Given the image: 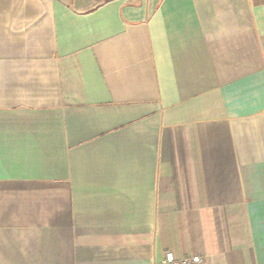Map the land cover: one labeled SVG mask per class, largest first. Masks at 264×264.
Segmentation results:
<instances>
[{
	"label": "crops",
	"instance_id": "crops-1",
	"mask_svg": "<svg viewBox=\"0 0 264 264\" xmlns=\"http://www.w3.org/2000/svg\"><path fill=\"white\" fill-rule=\"evenodd\" d=\"M264 264V0H0V264Z\"/></svg>",
	"mask_w": 264,
	"mask_h": 264
},
{
	"label": "built area",
	"instance_id": "built-area-1",
	"mask_svg": "<svg viewBox=\"0 0 264 264\" xmlns=\"http://www.w3.org/2000/svg\"><path fill=\"white\" fill-rule=\"evenodd\" d=\"M165 262L167 264H217V263H209L199 255L177 258L172 252L166 253Z\"/></svg>",
	"mask_w": 264,
	"mask_h": 264
},
{
	"label": "trees",
	"instance_id": "trees-1",
	"mask_svg": "<svg viewBox=\"0 0 264 264\" xmlns=\"http://www.w3.org/2000/svg\"><path fill=\"white\" fill-rule=\"evenodd\" d=\"M111 0H95V2L97 3L98 6L104 4V3H107V2H110Z\"/></svg>",
	"mask_w": 264,
	"mask_h": 264
}]
</instances>
